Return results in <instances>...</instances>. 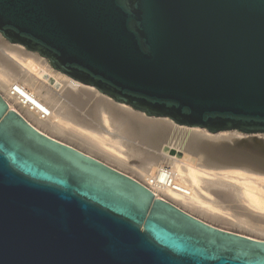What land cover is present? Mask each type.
<instances>
[{"label":"water","instance_id":"1","mask_svg":"<svg viewBox=\"0 0 264 264\" xmlns=\"http://www.w3.org/2000/svg\"><path fill=\"white\" fill-rule=\"evenodd\" d=\"M0 34L116 104L264 133V0H0ZM0 264H264V240L155 196L0 93Z\"/></svg>","mask_w":264,"mask_h":264},{"label":"bare ground","instance_id":"2","mask_svg":"<svg viewBox=\"0 0 264 264\" xmlns=\"http://www.w3.org/2000/svg\"><path fill=\"white\" fill-rule=\"evenodd\" d=\"M24 66L26 68L27 65H23V67ZM29 66H27V70L29 68L32 70V72H34V73L36 72V74L38 76H40V77L43 76L45 81L50 80L49 74L37 72V70H36L37 68L35 69V67L31 68V66L30 67ZM31 70H30V73H31ZM26 72H28V73L19 71L15 67V65H13L11 62L7 61L5 58H3V56L0 55V83H5L8 86L7 92H9L10 95H12V96L14 95V99L16 100V102L19 103L20 107L24 110L27 117L33 123L30 122L29 119H27L24 116L25 119L28 122H30L35 128H37L40 131H41V129H43L47 133H50L51 135L60 137V138L67 140L71 143H75L76 146H79L81 149L85 150L88 154L99 156V157L103 158L106 162L114 164L117 167H120L122 169L130 170L132 172H135V171L130 168L131 166L129 164H127V160L132 159V158L133 159L137 158L141 164L140 167H142L141 176H142L143 180L151 182L152 186L154 187L153 191L152 190L151 191L157 197L163 198L162 196H165V197L167 196V197H170V199L173 198V199H176L177 201L180 200V202L187 200V202H189L190 204H194V205L199 204V207L200 206L203 207L204 203H206V202L202 203V201H203L202 199H201L202 201H200V199L198 198L199 195L197 196L196 194H194L192 192H190L189 195H185L184 194L185 192L184 193L180 192V190L178 188L179 183H181L183 185H185L187 183L190 184L189 182H193L194 184H198L200 180L198 179L199 177L197 178L196 174L200 170H201V172L204 171L203 169L196 168V166L194 167L193 164L189 163L192 159H189L187 154H184V158L179 159V158H177L176 153L170 155L168 153V150H167V152H165V155L163 154L161 159H162V161L164 160L165 164L166 163L168 164L169 169H165V167L162 165L160 167H158L157 164H159V163H157V161L159 162L158 159H160V158L157 155H155L154 152H150V150H154L156 147H158L162 142H165L167 139L170 140V139L175 137L178 140L177 145L183 146L182 148H183V150H185V152L191 151L193 155H197L198 162H200L203 166L206 167V166H210L209 164H211V162L213 160L215 161L214 157H216V155L222 154L221 149H222L223 144H221L220 142L208 140L207 138L202 137L200 134L194 133V132L193 133L190 132L189 135L187 133L183 135L181 132L176 130L175 126H174L175 129H174L173 127H171V124L169 126V124L164 122V121H161V120H144V119L138 117L137 115H135V114H133L127 110L118 109L116 106H114L111 103L103 100L102 98H95L89 90L84 88V87H88V86H85L81 82L74 80L72 78H68V83H69V87L71 90L66 91L65 92L66 94L64 96V98L66 99V102L73 105V107H69L66 104H64L61 100L54 99L53 96L44 88L43 84H41L40 81H37L36 78H39V77H35V76H32L31 74H29V70ZM61 77H63V76H61ZM39 79H41V78H39ZM17 82H20L21 84L25 85V87H28V89L26 90L25 87L18 85ZM54 85L58 86V83H56V84L54 83ZM89 100L92 102H90ZM7 104L12 109H15L9 102H7ZM81 109L86 111L85 114H81V112H80ZM101 111L103 112V114H105L104 112H106L107 117L105 116L106 118H104V119L108 118L109 122L111 123V126H108V127L113 126L115 131L117 132L118 136H120L121 138H124L127 142L125 140H124L125 142L124 141L122 142L120 140L118 141V140L107 139L104 136L96 134L97 132H99L98 130L96 131V127H98V126L95 127V126H93L92 123H91L92 124L91 125L90 121H88V118L95 120L93 122H96L97 118H102V117L98 116V115H100L99 113ZM100 116H102V115H100ZM66 119H67V121L69 120L70 122H72V124L82 125L84 127V129H88L89 131L88 130L81 131L78 128L72 129L73 126L71 128L68 125L70 123H68V124L65 123ZM97 121H98V119H97ZM101 122H103V121H101ZM106 122H107V120H105V123ZM109 122H107L108 125H109ZM72 124H70V126ZM79 126H77V127H79ZM92 126H93V129H91ZM100 128H97V129H100ZM177 129H178V127H177ZM90 131H95L96 133L94 134V132L91 133ZM102 133H103V131H102ZM107 137H109V136H107ZM132 140H137L140 143V146H139V144L138 145L131 144ZM120 144H122V147L123 146L125 147V150H124L125 154H122L121 152H119V150L115 149V148H117L115 146H119ZM143 146L145 148L147 147V149H150L149 152L144 150ZM180 146H179V148H180ZM217 157L219 158V156H217ZM216 161H218V159ZM227 162L228 161H225V163H227ZM200 163L198 165H201ZM155 164H156V170L155 171L153 170L154 173L152 175L149 173V171L154 168ZM213 165H215V164H213ZM213 165L211 167H214ZM203 166H202V168H205ZM227 167H229V166H227ZM230 167H234V166H230ZM244 168H247V167H244ZM251 168H253V167H251ZM137 169H139L138 166H137ZM253 170H255V169H253ZM228 171H230V170H228ZM240 171L234 170L231 172H234L235 174L241 175ZM256 171H257V169H256ZM234 173H233V176L235 175ZM216 176H217V174H216ZM234 180H237V179H234ZM255 182L257 183V181H255ZM221 183L216 182V181L213 182V181H209V180L208 181L202 180L201 183H199L198 185L201 184L200 187H202V188H200V189H202V190L204 189L206 191V193L212 194L215 198H218V199L225 198L226 199L228 197V200L226 199L227 201H230L231 200L230 198L234 199V197H235V196L233 197L234 194L231 195V192L229 194V192L227 193V191H224V189L222 188L224 185L222 186ZM241 183L244 187L242 190L244 191V196L247 199L246 202H249L250 204L251 203L260 204L261 201L263 202V200H259L257 198L256 194H254L253 190L256 189V187H255L256 183H254V181L244 180V182L242 181ZM198 185H195V186H198ZM233 199L231 201H235ZM215 200H217V199H215ZM231 201H230V203H231ZM184 203H186V202L184 201L183 204ZM189 203H186V204H188L190 206ZM208 204L210 205L209 202H208ZM213 204H214V202H213ZM209 205H208V207H209ZM197 207H198V205H197ZM207 208H205V209H207ZM214 208H212V209H214ZM219 208H221V207H219ZM222 209H223V207H222ZM194 210L197 211V209H194ZM204 211H206V210H204ZM214 213H216V212H214ZM218 213L219 212H217V214ZM207 214L209 216L208 212H207ZM207 214H206V216H207ZM216 215H214V216L216 217ZM222 216H225V215H222ZM210 217L212 219H216L212 216H210ZM217 217H218V215H217ZM226 218H228V217H226ZM220 219H218V220H220ZM239 222H240V220H239Z\"/></svg>","mask_w":264,"mask_h":264},{"label":"rangeland","instance_id":"3","mask_svg":"<svg viewBox=\"0 0 264 264\" xmlns=\"http://www.w3.org/2000/svg\"><path fill=\"white\" fill-rule=\"evenodd\" d=\"M0 55L3 56V58H5L7 61H9L13 65H15V67L19 71L28 73L26 71L29 70V74H31L32 76L41 78V79H39V78H36V79H37V81H40L41 84H43L44 88L53 96L54 99H59L64 104H66L67 106L73 107V105L67 103L66 99L64 98V96L66 94L65 92L71 90L70 87H69V83H68V78L69 77H67L66 75L60 73L59 71L55 70L50 65H48V60L47 59H39L37 51L28 52L21 45H16V44H12V43L2 42V38H1V34H0ZM28 64L31 66V68L32 67L33 68L35 67V69L37 68L36 69L37 72L49 74L50 75V80L49 81H45L43 76L42 77L38 76L36 74V72L35 73L32 72V70L29 69V68L27 70V66H29ZM23 65H27L26 68H25V66L23 67ZM30 70H31V73H30ZM61 76H63L64 78L61 77ZM54 83L55 84L58 83V86H55ZM17 84L22 86V87H25V85L21 84L20 82H17ZM84 88L89 90L95 98H102L103 100H105V101L111 103L112 105L116 106L118 109L127 110V111L137 115L138 117L144 119V120H161V121H164V122L168 123L169 126L171 124V127H173V128L175 126L176 130L181 132L183 135L186 134V133L189 135L190 132L191 133L194 132V133L200 134L202 137H205L208 140L220 142L221 144H223L222 149H221L222 150L221 153H226V154H228V156L241 155V156H247V157H252V158H257V159H261V158L264 157L263 156L264 152H263L262 148L260 146L256 145V141H255V140H259V141H261L264 144V133H254V134L253 133H243V132L238 131V130H227V131H219V132H216V133H211V132L207 131L204 128L188 127V126H185V125L182 126V125H178V124L174 123V121L170 120L167 117L148 116L145 113H142V112L134 110L133 108H131L128 105L116 104V102H114L110 97H108L106 95H102V94L96 93V89L94 87L88 86V87H84ZM25 89L27 90L28 87H25ZM7 91H8V86L5 83H0V93L4 97V99L7 102H9L19 113H21L23 116H25L27 119H29L27 117L26 113L24 112V110L20 107L19 103L16 102V100L14 99V95L13 96L10 95V93L7 92ZM90 102H92V101H90ZM83 109L80 110L81 114H85V112H86ZM104 113L105 114H103L102 111L99 113L102 116H100V115H98V116L103 118V119L102 118H97L99 122L97 121V119H96V122H93L95 120H92V119L88 118V121H90V124L92 123L93 126H95V127L98 126V127H96V131L97 130L99 131L97 133L95 131H90V132L91 133L94 132V134L96 133V134H99L101 136H104L107 139L118 140V141L120 140V141L123 142L125 139L121 138L120 136H118V134L115 131L114 127L113 126L112 127H108V126H111V123L109 122L108 118L104 119V118L107 117L106 112H104ZM105 120H107V122H109V125H108L107 122L105 123ZM29 121L32 122L30 119H29ZM101 121H103L104 123L101 122ZM65 123L72 124V122H70L69 120L67 121V119H66ZM70 124H68V125L71 128L73 126L72 129H77L78 128L81 131L88 130V129H84V127L82 125H80V124H77V125L76 124H72L71 126H70ZM77 126H79V127H77ZM93 126H92L91 129H93ZM177 127H178V129H177ZM97 128H100V129H97ZM41 131H43L44 133H46V134H48L50 136H53V137L59 139V140L65 142V143H68V144H70V145H72V146H74L76 148L79 147V146H76L75 143H71V142H69L67 140H64V139L60 138V137L51 135L50 133H47L43 129H41ZM102 131H103V133H102ZM107 136H109L110 138L107 137ZM174 138H172L170 140L167 139L168 141L166 140L165 142H162L158 147H156L157 149L155 148L156 150L155 149L154 150H150V149H147V147L145 148L144 146H143V148H144V150H146L148 152H149V150H150V152H154V154L157 155L160 158V159H158L159 162L157 161V163H159V164L156 163L157 166L160 167L162 165V166L165 167V169H169V166H168L167 163L166 164L164 163V160L162 161L161 157L163 156V154L165 155V152H167V150H168V153L170 155L176 153L177 154L176 156L179 159L184 158V154H187L189 159H192L189 163L193 164L194 167L196 166V168H201V169L204 170L202 172L200 170L196 174L197 178L199 177L198 178L200 180V181L198 180L199 183H201L202 180H205V181L209 180V181H213V182L216 181V182H220V183L222 182L221 185L222 186L224 185L222 187L224 189V191H227V193L229 192V194L231 192V195L234 194L233 195V197L235 196L234 199L233 198H230V199L231 200L233 199L235 201H231L229 199L231 201V203H230V201H227L228 197L226 198L227 200L225 198H222V199L221 198L220 199L215 198L212 194L206 193V191L204 189L203 190L200 189V188H202V187H200L201 184L198 185L199 183L198 184H194L193 182H189L190 184H188V183L185 184L187 187L185 185L179 183L180 185L178 184V188H179L180 192H183V193L185 192L184 193L185 195H189L190 192L196 194L197 196L199 195L198 198L200 199V201L203 200L202 203L206 202V203H204L203 207H201V206L199 207V204H197L198 207H197V205L190 204L189 202H187V200H184V201L186 203H189L190 206L188 204H186V203L183 204L184 201H182V200H181L182 202H180V200L177 201L176 199H173V198L170 199V197H167V196L166 197L162 196V197L164 199L176 204L177 206L181 207L182 209H184L185 211L189 212L190 214H192V215H194V216H196V217H198V218H200V219H202V220H204V221H206V222H208V223H210V224H212L214 226H217V227H220V228H223V229H226V230H230V231H233V232H237V233H240V234H243V235H246V236H250V237H253V238H258V239L264 240V169L263 170L262 169L261 170L257 169V171H256V169L253 170L254 168H251V167H250L251 169L249 167H247V169H246V168L242 167L241 164L237 165V166L233 165V164L229 165L227 163H230V162L225 163V161H224V163H223V161L221 159L219 160L218 157H217L218 155H216V157H214L215 161L212 159L213 161L211 160L212 162H211V164H209L210 166H206L207 167L206 168L200 162H198L197 155H193L191 151L190 152L189 151L185 152V150H183V148H182L183 146L177 145L178 144L177 143L178 140L176 138L175 139ZM122 144H120L119 146H115L117 148H115V147L114 148L116 150H119V152H121L122 154H125L124 153L125 152L124 151L125 147L123 146L124 147L123 148ZM131 144H133V145H138L139 144V146H140V143L137 140H132ZM179 146H180V148H179ZM78 149H80L81 151L87 153L85 150L81 149L80 147ZM92 156L97 158V159H99V160H101V161H103L104 163H106V164H108V165H110V166H112V167H114V168H116V169H118V170H120V171H122V172H124V173H126L128 175H130V176H132L133 178L137 179L138 181H140L141 183H143L145 186H147L149 189H151L153 191L154 187L152 186L151 182L150 181H144L142 176H141L142 167H140L141 164H140V162L138 161L137 158H134V159L132 158V159H128L127 160V164H129L131 167L129 165L128 166L131 169H133L136 172L135 173V172H132L130 170H126V169H122L120 167H117L116 165L111 164L109 162H106L103 158H101L99 156H96V155H92ZM217 159H218V161H216ZM199 163L201 165H198ZM156 164L154 165V168L149 171V173L152 174V175H153L154 171L156 170ZM213 164H215V165H213ZM212 165L214 167H211ZM137 166H138L139 169H137ZM202 166L205 167V168H202ZM227 166H229V167H227ZM230 166H234V167H230ZM228 170H230V171H228ZM234 170H239V171L241 170L240 171L241 175L240 174H235L234 172H231V171H234ZM233 173L235 174L234 176H233ZM216 174H217V176H216ZM234 179H237V180H234ZM244 180H251V181H254V183H256L255 181H257V183L255 184L256 185L255 186L256 189H254L253 191H254V194H256L257 198L259 200H263V202L261 201L260 204H255V203H251L250 204L249 202H246L247 199L244 196V191L242 190L244 187H243V185L241 183L242 181L244 182ZM195 185H198V186H195ZM215 199H217V200H215ZM212 201L214 202V204H213ZM208 202L210 203V205L208 204ZM208 205H209L210 208L208 207ZM211 205L212 206L214 205V206L212 207ZM192 207L194 209H197V211L194 210ZM219 207H221V208H219ZM222 207H223V209H222ZM205 208H207L209 211L207 209H205ZM212 208H214V209H212ZM204 210H206V211H204ZM207 212L209 213V216H208ZM214 212H216V213H214ZM217 212H219V213L217 214ZM206 214H207V216H206ZM216 214L218 215L219 218L217 217ZM214 215H216V217ZM222 215H225V216H222ZM210 216L216 218L217 220L216 219H212ZM226 217H228V218H226ZM218 219H220V220H218ZM239 220H240V222H239Z\"/></svg>","mask_w":264,"mask_h":264}]
</instances>
